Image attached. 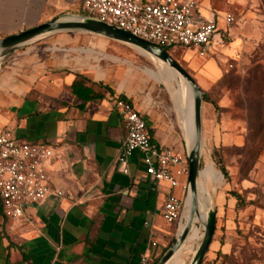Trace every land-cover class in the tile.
Here are the masks:
<instances>
[{"label":"crops","instance_id":"obj_1","mask_svg":"<svg viewBox=\"0 0 264 264\" xmlns=\"http://www.w3.org/2000/svg\"><path fill=\"white\" fill-rule=\"evenodd\" d=\"M79 4L0 0V39L76 12ZM224 26L219 23L220 29ZM82 39L80 34H59L47 47L31 46L2 62L0 131L9 126L20 140L52 145L48 170L63 195L28 204L16 219L4 214L0 202V264H140L144 255L151 264L175 242L178 228L163 219L161 209L171 191L183 196V190L155 183L139 152L128 160L130 173L122 172L118 157L127 129L114 98L133 104L154 142L186 155L180 115L176 119L161 100L130 79L117 81L101 66L89 65L83 55L71 57L67 44ZM86 50L79 49L88 54ZM78 76L87 78L86 85L103 97L78 98L72 91ZM206 120L213 121L212 113L203 116V129ZM210 249L217 260L223 244L214 240Z\"/></svg>","mask_w":264,"mask_h":264},{"label":"rangeland","instance_id":"obj_2","mask_svg":"<svg viewBox=\"0 0 264 264\" xmlns=\"http://www.w3.org/2000/svg\"><path fill=\"white\" fill-rule=\"evenodd\" d=\"M203 6L204 15H216L219 23H225L227 14L234 18L229 26L219 28L215 40L219 49L201 57L193 49L167 48L204 90L208 100L203 105L204 118L213 115L203 129L201 170L208 161L223 175L222 184L210 188L216 209L214 239L223 244L227 256L217 255L220 258L213 261L210 249L203 264H264V0H204ZM75 11L83 14L81 0ZM59 34L83 36L81 42L67 44L71 57L83 55L89 65L101 66L117 81L130 79L145 94L161 100L165 110L179 120L169 90L143 71L146 67L157 71L158 63L133 46L101 36L95 41L87 33L62 32L20 52L35 45L47 47ZM82 48L96 53L83 54ZM232 191L240 194V201ZM195 226L202 235L203 225L196 222ZM201 240H192L188 246L196 251ZM186 253L185 264H189L194 253Z\"/></svg>","mask_w":264,"mask_h":264},{"label":"built area","instance_id":"obj_3","mask_svg":"<svg viewBox=\"0 0 264 264\" xmlns=\"http://www.w3.org/2000/svg\"><path fill=\"white\" fill-rule=\"evenodd\" d=\"M204 0H83V14L128 30L164 48L193 49L199 56L214 53L219 34V17L203 13ZM229 26L234 18L223 16ZM222 43V40H221ZM127 129L118 162L129 174V158L139 152L147 175L155 182H165L171 190L181 188L183 196L172 191L161 209L163 219L180 229L187 206L189 161L186 155L171 147L154 142L145 119L133 104L121 96L114 98ZM54 148L47 142L20 140L6 126L0 131V202L10 219L24 215L28 204L60 197L61 190L53 186L48 170ZM140 264H150L148 256Z\"/></svg>","mask_w":264,"mask_h":264},{"label":"water","instance_id":"obj_4","mask_svg":"<svg viewBox=\"0 0 264 264\" xmlns=\"http://www.w3.org/2000/svg\"><path fill=\"white\" fill-rule=\"evenodd\" d=\"M62 32L93 34L133 46L140 52L161 60L176 72L178 79L182 84L185 83L190 87L193 95V133L191 138L187 136L184 119H180L185 141L186 155L189 161L186 196L187 200L189 199L191 203L190 215L183 230H178L175 242L167 249L156 264H168L184 246L195 224L196 216L199 217V222L203 225V234L202 240L189 264H203L216 231V209L212 204L209 206L202 204L198 191V180L201 172L204 151V90L164 47L96 17L80 13H62L37 26L0 39V68L3 60L13 53L48 36Z\"/></svg>","mask_w":264,"mask_h":264},{"label":"bare ground","instance_id":"obj_5","mask_svg":"<svg viewBox=\"0 0 264 264\" xmlns=\"http://www.w3.org/2000/svg\"><path fill=\"white\" fill-rule=\"evenodd\" d=\"M82 51V50H81ZM87 53H96V51L92 49L86 50ZM98 53V52H97ZM146 54V53H145ZM148 55V54H147ZM149 57L153 58L159 65V69L157 71L145 68L143 71L154 81L163 84L170 92L171 98L174 103V109L180 115V119H184V126L186 128V133L189 138L192 137L193 133V95L190 87L185 83H180L178 76L174 70L169 68L165 63L161 60H158L150 55ZM142 70V69H141ZM205 151V150H204ZM223 182V175L219 172L212 162H208L205 164L204 168L200 172L199 180H198V191L200 195V200L202 204L206 206L212 204V190L217 189ZM190 200H187V206L184 213V222L180 227V231L183 230L185 224L187 223L190 215ZM199 217H195V223L199 222ZM202 235L198 228L193 226L184 246L177 252V254L173 257V259L168 264H185V255L186 252H193L188 243L192 240H196L201 238ZM188 260V259H187Z\"/></svg>","mask_w":264,"mask_h":264},{"label":"trees","instance_id":"obj_6","mask_svg":"<svg viewBox=\"0 0 264 264\" xmlns=\"http://www.w3.org/2000/svg\"><path fill=\"white\" fill-rule=\"evenodd\" d=\"M167 51L168 49L165 48ZM86 82H88V79L85 78L84 76H78V79L74 81V83L72 84V91L74 94L77 95L78 98L84 100V101H90V100H97V99H100L103 97V94L100 93V92H95L93 87L92 86H87L86 85ZM108 91H110L112 93V90L110 88H108ZM123 99H126L124 97H122ZM204 103H208V100L206 99V97L204 98ZM221 169L224 173V175L226 177H228V172L227 170L225 169V167L221 166ZM231 195L238 201H240L241 199V196L240 194L236 193V192H231ZM216 232V231H215ZM215 236V235H214ZM215 239L213 238V241ZM175 241V239H173L172 243ZM212 241V242H213ZM211 248V246H210ZM210 251V249H209ZM208 251V252H209ZM208 254V253H207ZM217 255L219 256H223V257H226L227 255L224 254L222 251H218L217 252ZM220 258V257H219ZM217 258V259H219ZM155 262L151 263V264H155Z\"/></svg>","mask_w":264,"mask_h":264}]
</instances>
